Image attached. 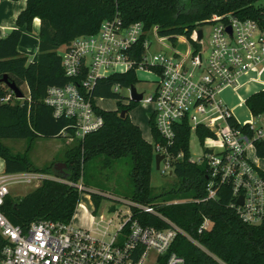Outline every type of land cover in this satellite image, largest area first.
I'll return each instance as SVG.
<instances>
[{"label": "built area", "instance_id": "2783aa9c", "mask_svg": "<svg viewBox=\"0 0 264 264\" xmlns=\"http://www.w3.org/2000/svg\"><path fill=\"white\" fill-rule=\"evenodd\" d=\"M207 24L211 26L208 38L198 26L172 41L159 33L158 25L148 30L142 21L125 24L119 16L106 18L97 32L79 35L63 45V52L58 54L64 72L78 82L49 86L44 98L55 117L72 120L74 135L64 129L63 136L83 138L104 123L92 95L99 78L132 68L137 78L139 70L154 72L158 76L154 94L145 98L144 92H137L143 94L141 101L151 104L150 116L163 140L155 141L152 135L150 141L155 155H164L159 169L166 173L171 168L173 173V161L184 155L180 152L175 157L170 152L176 139V123H187L196 134L198 127L209 129L211 134L200 140L204 149L200 163L190 158L207 167L205 195L193 199L160 197L149 203L128 198L125 211L114 205L113 217L107 221L103 215L97 219L79 201L77 207L84 212L80 224L75 222V212L69 222L39 219L21 226L2 210L13 185L54 179L77 187L81 195L88 190L82 179L74 182L40 171L2 173L0 237L4 244L0 264H186L184 257L171 250L176 237L183 234L198 242L160 208L186 201L216 200L224 187L231 190L228 206L243 222L257 225L264 220V169L249 157L256 141L264 142V125L258 124L262 115L240 122L221 97L222 90L237 86L245 73L264 69V28L255 19L233 14H213ZM153 32L160 40L157 47ZM140 43L143 51L138 58ZM127 89L131 96V87ZM10 97L8 94L4 100ZM232 117L238 126L230 123ZM246 125L248 130L244 129ZM143 213L159 217L166 226L143 223ZM211 226V219L204 216L197 232Z\"/></svg>", "mask_w": 264, "mask_h": 264}, {"label": "trees", "instance_id": "16d2710c", "mask_svg": "<svg viewBox=\"0 0 264 264\" xmlns=\"http://www.w3.org/2000/svg\"><path fill=\"white\" fill-rule=\"evenodd\" d=\"M213 14L252 18L264 28V0H27L26 7L17 18V26L0 38V156L5 160V173L40 171L77 182L80 179L85 181L90 163L111 166L118 160L128 159L131 189L127 198L149 203L160 197L164 200L203 197L207 167L190 159L191 129L185 122L176 123V139L170 148L175 157L180 152L184 154L173 161V174L177 179L170 188L154 193V147L129 116L138 102L122 103L119 101L121 95L114 89L117 85L125 88L135 85L138 78L134 68L96 81L92 95L117 99L118 110L96 105L104 123L83 138L74 137L76 140L68 145L64 154L66 168L63 175L56 173L54 167L37 168L29 159V151L38 138H65L62 134L64 129L73 135L75 132L71 119L55 117L52 108L44 102L49 86L65 85L72 80L78 82L64 72L58 54L61 46L79 35L97 32L104 19L115 16L121 17L125 24L142 21L146 29L158 25L159 33L174 41L177 35H188L195 27L207 24ZM36 17L41 21L40 41L37 60L31 61L19 52L18 45L23 29L32 30ZM142 51L140 43L138 58ZM10 83H15L22 91L26 85L28 94L23 91V98H17L9 87ZM8 94L11 97L6 101L4 98ZM246 104L253 116L263 115L264 89L247 97ZM122 110H126L124 117L120 115ZM229 121L238 126L235 118ZM150 126L155 141L163 142L153 116H150ZM244 129L248 130V126ZM210 134L211 131L205 127L197 129L201 141ZM6 139L29 141L24 152L13 153L4 142ZM256 153L264 158L263 141H256ZM262 175L264 177V171ZM89 193L97 207L103 195ZM80 195L78 188L67 182L44 179L24 195L12 197L8 194L2 210L13 223L21 226H28L39 219L69 222L76 212ZM230 201L231 190L224 187L216 200L186 201L160 208L198 242L194 243L183 234L176 237L171 250L184 257L186 264H264V220L257 225L243 222L228 206ZM204 216L211 219L212 226L198 233ZM140 219L145 224L166 226L159 217L150 213H143ZM3 244L0 237V260Z\"/></svg>", "mask_w": 264, "mask_h": 264}, {"label": "rangeland", "instance_id": "374dc122", "mask_svg": "<svg viewBox=\"0 0 264 264\" xmlns=\"http://www.w3.org/2000/svg\"><path fill=\"white\" fill-rule=\"evenodd\" d=\"M202 28L205 31L206 38L209 36V31L211 26L209 24H204ZM150 29V28H149ZM148 29V30H149ZM152 40L155 47L159 46V37L155 32L152 33ZM184 49V48H182ZM64 46L58 49L59 53H62ZM263 72L261 68L256 70L251 77L247 80L240 78L239 84L232 88H224L221 92V97L226 102V104L231 108L234 115L240 122L253 121L256 116H253L249 107L246 104L245 99L240 98V93L245 87V84L259 79V73ZM158 76L149 70H139L138 80L135 83V87L138 91L144 92L145 98L152 96L155 92L156 81ZM23 91L28 94V88L26 85L23 87ZM117 92L121 95V101L124 104L129 103L130 91L125 87L117 88ZM228 96L227 98H225ZM96 103L107 110H118V100L113 98H96ZM152 111V106L149 103L140 101L137 105L129 112L130 119L133 122L139 124L143 136L146 140L151 141V130L149 123V116ZM258 124L264 125V114L261 116V120ZM76 139H71L70 137L65 138H38L33 141L31 149L29 151V159L32 164L40 169H50L54 167L57 162L64 161V154L67 150L69 144L73 143ZM28 139H6L4 142L11 148L13 153H22L25 151ZM190 152L192 159L200 163L203 157L204 149L198 135L192 131L190 134ZM249 157L257 165H260L264 169V158L258 157L255 148L249 150ZM164 167V164H162ZM131 164L128 159L118 160L111 166H104L103 164L90 163L87 166L85 181L83 184L87 185L86 193L80 195V201L85 204L87 209L94 213L97 219L100 215H103L104 220L107 221L109 218L113 217V211L111 207L116 205L119 210L125 211L124 202L128 200L127 196L131 189V183L129 178V171ZM171 172V168L167 169L166 173H162L160 169L156 166L153 169L152 174V185L154 188V193L159 194L164 189H168L176 181V176ZM41 182L33 184H15L11 187L10 196L16 197L26 194L29 190L33 189ZM91 192H99L103 195V199L100 204L96 207L91 199ZM115 199H120L122 201H117ZM76 219L75 222L80 224L82 222L83 210L76 209ZM104 225L106 223L104 222ZM104 229L103 227H100Z\"/></svg>", "mask_w": 264, "mask_h": 264}, {"label": "crops", "instance_id": "0c3cea01", "mask_svg": "<svg viewBox=\"0 0 264 264\" xmlns=\"http://www.w3.org/2000/svg\"><path fill=\"white\" fill-rule=\"evenodd\" d=\"M26 4L27 0H0V38L6 36L13 28L17 26V18L20 12L26 7ZM40 23V18L36 17L33 21L32 30H27L26 28H24L22 38L18 45L19 52L23 55L28 56L29 60L31 61L37 60L38 57V46L40 41ZM255 71L256 70H251L245 73L243 78L247 80L249 77H251V75H253ZM248 82L249 83L245 84L244 89L240 93V98L245 99V101L247 97H249L251 94L264 89L263 72L259 73V79L257 81L250 82L248 80ZM227 97L228 96H226L225 98ZM136 124L139 125L138 123ZM143 137L145 138V136ZM5 166V160L0 156V174L5 173Z\"/></svg>", "mask_w": 264, "mask_h": 264}, {"label": "water", "instance_id": "95a60500", "mask_svg": "<svg viewBox=\"0 0 264 264\" xmlns=\"http://www.w3.org/2000/svg\"><path fill=\"white\" fill-rule=\"evenodd\" d=\"M198 34H199V38H201L202 37V29H200L198 31ZM198 45L200 46V44H198ZM9 87L15 92L17 98H23L24 92L15 83H10ZM130 98H131L132 101L140 102L142 100V98H143V94L142 93H138L135 86H131V96H130ZM120 115H121V117H124L126 115V110H122L120 112ZM163 158H164L163 154H156L155 155V166H156L157 169L160 168V162H161V160ZM65 168H66V164L64 162H57V163L54 164L55 172L60 174V175L64 174ZM111 210L114 211L115 210V206H112Z\"/></svg>", "mask_w": 264, "mask_h": 264}]
</instances>
